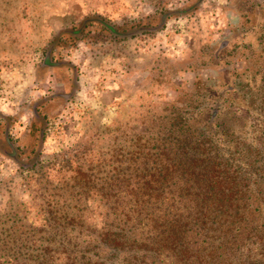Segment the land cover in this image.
Returning <instances> with one entry per match:
<instances>
[{"label": "rangeland", "instance_id": "1", "mask_svg": "<svg viewBox=\"0 0 264 264\" xmlns=\"http://www.w3.org/2000/svg\"><path fill=\"white\" fill-rule=\"evenodd\" d=\"M194 1L0 0V111L16 117L11 134L21 136L28 126L30 103L58 88L54 73L42 81L36 78L43 49L58 30L92 14L129 24ZM256 3L262 11L251 20ZM260 18L264 19V0H203L155 32L85 40L60 50L59 56L77 69L78 89L48 123L40 157L43 167L21 170L0 154V213L16 208L28 222L44 225L48 214L43 210L52 201L47 193L56 188L66 192L60 204H69L91 227L103 230L105 221H113L154 247L148 260L155 261L149 264H182L174 255L178 250L171 252L164 240L172 227L178 228L175 224L180 227L178 241L188 242L199 264H264V151L249 154L251 190L241 200L247 207L240 209L243 215L230 228L224 217L218 219L220 225L191 217L171 221L193 204L189 195L178 196L185 185L181 179L163 184L165 190L157 196L139 197L140 205L126 193L142 183L140 177L129 180L127 172L143 173L140 156L146 137L167 122L173 107L186 110L198 104L192 97L197 83L209 85L218 78L224 81L229 73L244 75L246 69L258 67L243 42L231 57L226 50L220 68L208 57L242 26L261 24ZM232 102L235 107L225 105L232 107L234 119L244 121L249 116L243 108L247 103L241 97ZM114 203L121 209L110 215L108 205Z\"/></svg>", "mask_w": 264, "mask_h": 264}, {"label": "trees", "instance_id": "2", "mask_svg": "<svg viewBox=\"0 0 264 264\" xmlns=\"http://www.w3.org/2000/svg\"><path fill=\"white\" fill-rule=\"evenodd\" d=\"M202 1L195 0L184 8L164 9L129 24H116L99 14L87 15L58 30L45 45L36 69L39 81L54 73L58 88L29 104L31 119L21 136L11 134L16 117L0 111V154L12 159L21 170L43 167L40 157L48 123L78 89L77 69L59 56L60 50L85 40L126 39L155 32L171 17L192 12ZM255 9L251 20L262 11L259 5ZM237 33L222 40L208 60L218 62L220 68L226 50L227 58L231 57L237 52V43L243 42L253 52L251 60H257L258 67L246 69L244 75L225 74L224 81L218 78L209 85L197 83L192 97L198 104L188 103L190 107L186 110L173 107L170 116L165 118L167 122L158 125L155 135L146 137L140 156L145 165L143 173L135 176L127 172L129 180L142 179L141 185L126 190L136 201L135 206L140 205L137 202L141 196L161 194L165 190L163 184L174 178L185 183L178 189V196L189 195L193 204L187 206L184 214L173 215L171 221L191 217L220 225L218 219L224 217L223 223L230 228L243 215L240 209L247 205L241 200L251 190L249 154L254 149L264 151V19L261 24L242 26ZM239 97L247 103L243 108L249 116L244 121L243 117L234 119L232 107L225 105L230 102L228 105L235 107L233 98ZM55 189L47 193L52 201L43 210L48 214L44 225L28 222L16 208L8 207L0 213V264H149L155 261V258L148 260L155 254L154 247L138 239L130 228L113 221H105L103 230L91 227V223L74 215L69 204H60L59 198L66 192ZM116 205H108L110 215L121 209ZM174 226L178 228L172 227L164 238L171 244L169 250H178L179 254H173L182 264H199V255L190 253L188 242L178 241L180 227Z\"/></svg>", "mask_w": 264, "mask_h": 264}]
</instances>
